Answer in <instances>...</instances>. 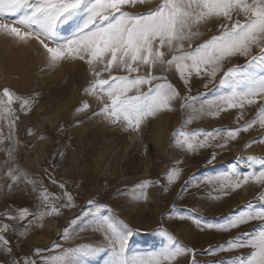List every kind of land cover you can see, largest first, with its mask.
I'll return each instance as SVG.
<instances>
[{"label": "rangeland", "instance_id": "obj_1", "mask_svg": "<svg viewBox=\"0 0 264 264\" xmlns=\"http://www.w3.org/2000/svg\"><path fill=\"white\" fill-rule=\"evenodd\" d=\"M159 3L161 0H144L135 6L125 5L124 10L147 12ZM223 23V18L201 23L198 26L200 34L191 38V47L194 49L213 35H218ZM185 47L187 49V44ZM252 54L256 55L257 50L253 49ZM245 59L237 56L230 62L225 61L212 83H208L207 77L193 75L190 92L174 66L166 72L157 67L153 75L166 76L181 97H198L193 107L199 109L201 101L224 93L225 89L215 86L223 72L234 64L245 63ZM102 67L97 65L96 70L100 71ZM148 70V66L141 65V74ZM113 74L126 73L116 71ZM108 75L107 71L101 72V78L107 79ZM92 79L93 73L83 61L68 60L50 67L44 48L36 40L16 42L0 33V93L7 87L16 95L34 98V103L26 110L20 109V101H14L12 108L18 119L13 126H10L9 119H0V140L3 141L0 143V220L15 229L6 234L12 246V256L0 250V264H11L13 258L29 256L37 248L46 250L43 255L47 256L58 251L53 247L55 244L69 247L101 240L102 236L91 228L71 240L63 239V230L67 227L71 231L73 225L70 222L74 217L83 218L90 199L107 203L130 227L138 230L130 241L133 251L147 252L162 246L164 240L154 230L163 226L183 245L195 250L194 257L192 253L181 256L177 264H191L193 258L199 264H233L234 258L246 256L250 251L247 248L211 253L209 249L224 244L237 233H254L258 230V222L225 232L198 228L190 220L178 219L176 214L190 211L207 223H221L246 210L249 202L259 204L257 196L262 186L252 182L218 199L213 198L219 195L215 190L218 183L213 178L233 166L241 172L247 171L243 158L264 156V142H261L264 128L258 122L264 98H256L252 105L245 104L242 110L225 109L218 116L207 115V110L202 114L181 108L183 100L176 99L171 110L158 113L139 130H126L122 125H112L103 117L93 115L101 105L93 95L85 92ZM157 82L162 81H154ZM206 83L207 88L204 87ZM147 87L145 85L142 90L146 91ZM85 102L89 107L78 112L77 109ZM253 119H257V123L252 128L241 130L235 140L229 139L225 143L226 130L242 129ZM178 129L199 132V139H204L208 132L215 134L218 131V135L208 141L209 146L186 151L173 142V133ZM9 147L14 149L11 160L6 152ZM9 166H18L37 178L40 181L37 190L33 191L32 185L24 183L9 189L12 182L5 175ZM174 167L181 170L179 178L167 185L168 190L165 191V173ZM145 179L159 181L149 187L146 201H132L127 196L115 195L118 189L131 188ZM53 180L56 183H52ZM60 183L65 185V189L59 187ZM41 185L61 197L60 204L65 202L63 192L67 190L74 197L76 206L62 207L59 215L37 220L25 236H20L19 233L25 231L27 220L32 217L17 222L9 220L5 214H15L23 207L38 211ZM182 189L186 190L182 192ZM103 258L101 254L89 260L91 264H103Z\"/></svg>", "mask_w": 264, "mask_h": 264}, {"label": "snow or ice", "instance_id": "obj_2", "mask_svg": "<svg viewBox=\"0 0 264 264\" xmlns=\"http://www.w3.org/2000/svg\"><path fill=\"white\" fill-rule=\"evenodd\" d=\"M143 2L0 0V33L16 42L36 40L44 48L50 67L68 60L86 63L93 73V79L85 92L93 95L101 105L93 115L103 117L112 125H122L126 130H139L150 118L171 110L176 99L183 100L181 108L202 114L207 110V115L218 116L225 109L242 110L245 104L252 105L256 98H264V0H161L147 12L124 10L125 5L135 6ZM9 18H12L11 22H8ZM212 18H223L225 21L220 25L219 34L193 49L191 38L200 34L198 26ZM253 49L257 50L256 55L252 54ZM237 56L245 57V63L229 67L215 85L225 89L224 93L211 100L201 101L199 109L193 107L198 97H181L166 76L153 75L157 67L166 72L174 66L190 92L193 75L207 77L208 83H212L224 62H230ZM97 65L103 66L100 71L96 70ZM141 65L148 66L149 70L145 74H141ZM102 71L109 73L107 79L101 78ZM116 71L126 74L114 75ZM208 83L204 85L205 88ZM145 85L148 86L146 91L142 90ZM14 101H20V109L26 110L30 109L34 98L16 95L7 87L2 90L0 119H9L10 126L18 119L12 108ZM88 107L86 102L82 103L77 111ZM258 122L264 128V107L259 109ZM256 123L257 119H253L246 122L242 129L226 130L225 143L229 139L235 140L241 130L248 131ZM199 134L178 129L173 133V142L182 150L196 151L209 146L208 141L215 139L218 131L215 134L208 132L204 139H199ZM261 142H264V138ZM0 143L3 141L0 140ZM6 152L11 160L14 149L9 147ZM212 159H215V153ZM243 159L247 171L241 172L233 166L213 178L218 183L215 190L219 193L213 198L218 199L252 182L262 186L257 196L258 205L249 202L246 210L231 215L221 223H207L190 211L187 214L177 212L176 215L178 219L192 221L198 228L225 232L258 222V230L254 233H237L224 244L215 249L210 248L209 252L247 248L249 253L234 258L233 264H264V156L250 155ZM180 171L174 167L165 173V191L168 190L167 185L179 178ZM5 175L12 182L8 185L9 189L24 183L32 185L33 191H36L40 184L37 178L18 166H9ZM157 183L159 181L145 179L131 188L118 189L115 195L127 196L132 201H146L149 187ZM59 187L65 189L63 183ZM185 190L182 189V192ZM38 199L40 205L36 212L23 207L17 209L15 214H5L9 220L17 222L32 217L27 220L25 231L19 233L20 236H25L28 228L35 225L37 220L59 215L62 207L76 206L74 197L67 190L63 192L65 202L60 204L61 197L50 193L42 185ZM70 223L73 225L71 231L66 227L62 232L65 241L89 228L100 234L102 239L69 247L55 244L53 247L58 251L47 256L43 255L46 250L37 248L29 256L13 258L11 264H91L89 258L101 254L104 257L103 264H177L181 256L189 253L195 256V250L183 245L163 226L154 230L163 238L162 246L147 252L133 251L130 241L138 230L121 219L110 205L95 199L87 201V210L83 212L82 219L74 217ZM9 231L15 229L0 220V250L11 257L13 250L6 235ZM191 264L199 262L193 258Z\"/></svg>", "mask_w": 264, "mask_h": 264}]
</instances>
